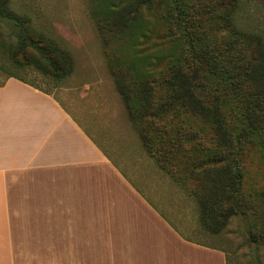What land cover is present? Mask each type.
Listing matches in <instances>:
<instances>
[{"label":"trees","instance_id":"16d2710c","mask_svg":"<svg viewBox=\"0 0 264 264\" xmlns=\"http://www.w3.org/2000/svg\"><path fill=\"white\" fill-rule=\"evenodd\" d=\"M107 1L95 17L97 29L116 90L147 153L194 199L208 235L219 234L234 215L257 217L249 204L264 205V194L245 200L240 159L243 142L264 146V35L238 25L239 0H193L196 12L179 0ZM8 3L0 0V19L12 25L14 38L5 49L8 67L0 69L50 94L17 71L58 82L72 74L74 60ZM154 12L164 31L149 19ZM209 28L223 32L219 40H211ZM166 38L183 51L164 50ZM192 118L208 126L198 128ZM261 220L262 232L252 231L251 243L264 240L263 209Z\"/></svg>","mask_w":264,"mask_h":264},{"label":"crops","instance_id":"0c3cea01","mask_svg":"<svg viewBox=\"0 0 264 264\" xmlns=\"http://www.w3.org/2000/svg\"><path fill=\"white\" fill-rule=\"evenodd\" d=\"M93 95L106 96L91 85L55 95L0 84V264H14V220L23 235L31 224L53 264H229L118 103L105 97L89 110L77 99Z\"/></svg>","mask_w":264,"mask_h":264},{"label":"rangeland","instance_id":"374dc122","mask_svg":"<svg viewBox=\"0 0 264 264\" xmlns=\"http://www.w3.org/2000/svg\"><path fill=\"white\" fill-rule=\"evenodd\" d=\"M108 2L107 0H9L8 9L25 15L28 20H31L36 32H41L55 40L70 53L74 60L72 74L58 82L48 80L33 70H18L17 73L55 95H60L65 89H76L79 92L84 87L91 85L93 91H100L106 96L98 97L95 94L94 97H89L90 100H82L79 97L77 98L79 102L84 103L83 105L90 110L91 106H94V102L102 101L107 97L118 103L127 119L124 102L119 96L115 81L109 72L106 49L95 21L97 14L105 12ZM169 2L172 3L173 0H169ZM179 2L188 12L199 11L198 5L193 0H179ZM239 3L238 25L245 30L264 35V0H239ZM149 19L157 30H165L166 24L158 19L157 12L150 15ZM208 30L213 42L219 40L223 33L215 28ZM13 38L12 25L0 19V64H6L7 67L8 58L5 49ZM161 41L164 42L162 45L164 50L177 53L183 51L180 47L170 46L172 44L170 38ZM8 78V74L0 69V84ZM224 111L226 117H230L231 111L228 108H225ZM190 121L198 128L208 126L198 118H192ZM242 146L244 150L240 165L244 173L243 196L245 200H248L249 195L264 194V146L254 144L250 139L248 142H243ZM159 174L160 178L161 176L167 177L160 170ZM159 187L161 190L158 188V191L161 195L165 193L168 198L172 197L167 188H163L160 184ZM171 192L175 197L184 194L191 199L176 184H173ZM253 203L249 206L255 207L257 217L253 219V215L252 217L241 214L234 215L219 234L210 237L212 244L219 245L226 250L229 264H264V240L262 243L249 241L252 231L260 233L263 229L261 220L262 209L264 210L263 201H254ZM23 228L22 220L11 221L14 264H53V251L39 250L38 235H30L31 224L26 221V235H23Z\"/></svg>","mask_w":264,"mask_h":264}]
</instances>
